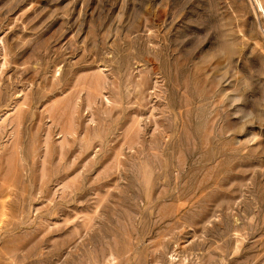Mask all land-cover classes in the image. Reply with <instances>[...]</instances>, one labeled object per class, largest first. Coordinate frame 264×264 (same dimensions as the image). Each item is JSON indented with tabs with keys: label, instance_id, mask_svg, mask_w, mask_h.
I'll return each mask as SVG.
<instances>
[{
	"label": "rangeland",
	"instance_id": "rangeland-1",
	"mask_svg": "<svg viewBox=\"0 0 264 264\" xmlns=\"http://www.w3.org/2000/svg\"><path fill=\"white\" fill-rule=\"evenodd\" d=\"M0 264H264V0H0Z\"/></svg>",
	"mask_w": 264,
	"mask_h": 264
}]
</instances>
